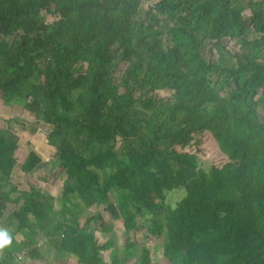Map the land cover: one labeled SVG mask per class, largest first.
I'll return each mask as SVG.
<instances>
[{"label": "trees", "instance_id": "obj_1", "mask_svg": "<svg viewBox=\"0 0 264 264\" xmlns=\"http://www.w3.org/2000/svg\"><path fill=\"white\" fill-rule=\"evenodd\" d=\"M141 1L0 0V92L50 127L47 143L68 177L88 175L79 201L64 182L54 212L51 196L11 182L17 137L0 129V213L19 204L9 216L29 260L42 258L23 231L32 218L54 258L117 264L134 257L135 244L126 238L106 263L100 251L108 241L98 245L78 225L113 192L116 205L106 210L127 229L143 218L169 264H264V0H158L144 12ZM227 40L237 41V53L225 49ZM207 44L216 58H205ZM157 91L169 96L156 99ZM206 138L220 156L204 170L197 154ZM39 164L29 151L19 169ZM178 189L183 196L167 205L166 193ZM13 244L0 264H13ZM150 263L141 248L135 264Z\"/></svg>", "mask_w": 264, "mask_h": 264}, {"label": "rangeland", "instance_id": "obj_2", "mask_svg": "<svg viewBox=\"0 0 264 264\" xmlns=\"http://www.w3.org/2000/svg\"><path fill=\"white\" fill-rule=\"evenodd\" d=\"M157 1L158 0H142L140 4L141 11H146L149 6ZM29 13L36 17V19L42 20L46 25L56 26L58 23L54 15H49L40 11H29ZM249 14V11L246 10L243 12V17L247 18ZM161 20V26H164L165 22L163 19ZM24 26L30 29L32 27V22L27 21L24 23ZM3 40L6 41V39ZM224 47L231 54L239 51L236 40H227L226 43H224ZM204 55L206 59L216 58L217 51L213 46L207 44ZM125 68L126 64L121 63L115 69L113 77L116 86ZM153 96H155L156 99H165L169 94L165 91H157ZM42 99L47 100L46 96H42ZM258 111L261 114L264 112V109H259ZM49 128V126L37 120L33 113L24 110L20 105L13 103L0 92V129H9L12 133L11 135L17 137L18 142L15 152L17 164L12 171L11 182L18 190L28 191L30 187H34L39 194L51 196L53 199L51 200L53 210L54 212H58L64 182H66L68 190L75 192L77 196L75 198L79 201L77 191L82 188L79 183L86 182L88 175L82 173L83 171L76 172L79 175V181L67 176L66 172L58 165L57 151L47 143L46 135L50 131ZM69 143L72 145V140H70ZM121 147L122 144L118 141L117 152H120ZM202 150L204 153L200 152L197 154V162L202 169L207 170L210 162L220 156V152L210 138H206L203 141ZM29 151H34L39 156L40 164L38 167H35L31 173L24 174L20 171L19 165L22 163L23 157H25ZM192 151L194 152L195 150L192 149ZM74 158L76 159V157ZM155 189L157 188L155 187ZM110 193L111 198H103L99 205L96 207L92 205L87 208L82 217L80 219L78 218L79 227L86 226L85 228L88 229L90 233L94 234L98 245L105 244L108 240L107 244H105L107 248L103 250V252L101 251L100 254L103 258L102 260L109 263L111 255L114 252L119 254L123 250L125 239L128 238L129 241L135 244L134 257L127 261H119L117 264H135L136 259L140 255L141 248H147L149 250L151 259L150 264H169L162 254V238L148 234L147 225L143 221V218L136 217L135 223L131 229H127L123 226L122 220L119 217L114 216L111 212L106 210L110 204L116 205L115 196L113 192ZM183 194L184 191L180 189L167 192L165 195L166 204L171 207L174 206V203L178 201ZM18 206L19 204L7 205L3 213H0V228L8 230L12 236V242H14L13 246H18V248H20V250L13 253V264H78L73 258H54L55 256H52V250L46 251L45 248L48 245L46 246V244H43L46 239L41 233L36 231L32 218H30L31 220L29 222L30 229H24L23 231H26V233L31 232V235L36 241V247L42 250L40 251L42 258L38 260H29L25 256L27 249L22 248L20 245L23 236L17 231L13 232L17 227L18 221L9 216ZM91 215H93V217L98 216L99 219L92 220L88 225H85L84 221ZM100 225L109 227L111 231L106 233L102 232ZM42 239L44 240L42 241ZM40 243H42V246H40ZM48 260H51V262H48Z\"/></svg>", "mask_w": 264, "mask_h": 264}, {"label": "clouds", "instance_id": "obj_3", "mask_svg": "<svg viewBox=\"0 0 264 264\" xmlns=\"http://www.w3.org/2000/svg\"><path fill=\"white\" fill-rule=\"evenodd\" d=\"M12 244V236L10 232L4 228H0V252L10 247Z\"/></svg>", "mask_w": 264, "mask_h": 264}, {"label": "crops", "instance_id": "obj_4", "mask_svg": "<svg viewBox=\"0 0 264 264\" xmlns=\"http://www.w3.org/2000/svg\"><path fill=\"white\" fill-rule=\"evenodd\" d=\"M95 207H96V206H95ZM85 210H86V209H85ZM84 212H85V211H83V213L80 215L79 219L82 217V215L84 214ZM107 228L109 229L108 232L111 231V229H110L109 227H107ZM91 234H92L93 237H94V234H93V233H91ZM94 239H95V237H94ZM95 240H96V239H95ZM107 241H108V240H107ZM107 241H106V242H107ZM103 244H104V243H103ZM103 244H102V245H103ZM106 248H107V247H105V249H106ZM105 249H103V250H105ZM103 250H102V252H103ZM100 254H101V251H100Z\"/></svg>", "mask_w": 264, "mask_h": 264}, {"label": "bare ground", "instance_id": "obj_5", "mask_svg": "<svg viewBox=\"0 0 264 264\" xmlns=\"http://www.w3.org/2000/svg\"><path fill=\"white\" fill-rule=\"evenodd\" d=\"M167 207V206H166ZM157 214V213H156ZM53 215V214H52ZM31 216V215H30ZM49 217V216H48ZM168 218V217H167ZM39 220H40V218H39ZM160 220V219H159ZM36 221V220H35ZM57 249V248H56Z\"/></svg>", "mask_w": 264, "mask_h": 264}]
</instances>
